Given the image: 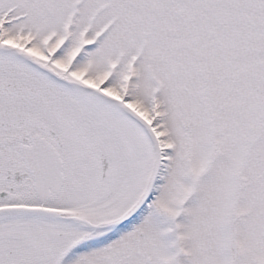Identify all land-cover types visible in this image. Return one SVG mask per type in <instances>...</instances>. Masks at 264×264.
<instances>
[{
    "label": "snow or ice",
    "instance_id": "snow-or-ice-1",
    "mask_svg": "<svg viewBox=\"0 0 264 264\" xmlns=\"http://www.w3.org/2000/svg\"><path fill=\"white\" fill-rule=\"evenodd\" d=\"M0 264H264V0H0Z\"/></svg>",
    "mask_w": 264,
    "mask_h": 264
}]
</instances>
